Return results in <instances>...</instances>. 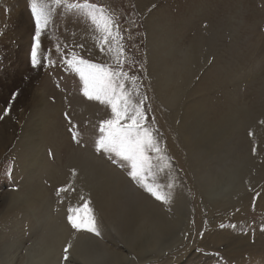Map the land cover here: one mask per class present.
<instances>
[{"label": "rangeland", "instance_id": "374dc122", "mask_svg": "<svg viewBox=\"0 0 264 264\" xmlns=\"http://www.w3.org/2000/svg\"><path fill=\"white\" fill-rule=\"evenodd\" d=\"M13 1L0 0V264L8 255L12 264H20L27 249L44 233L46 227L36 221L46 210L45 203L50 204L53 222L122 251L127 263L264 264V143L256 172L250 171L253 176L239 192L208 200L181 133L184 119L188 123L193 115L213 122L239 102L247 106L249 121L264 105V0H90L116 17L126 38V51L137 62L130 68L129 60L124 70L140 77L137 87L147 96L148 123L158 129L164 151L149 150V155L155 182L169 196L167 203L128 175L130 161L95 150L99 126L111 117V109L88 100L80 76L63 63L75 51L93 63L115 67L111 57L99 50L98 33L89 18L81 10H68L47 0L53 18L40 38L41 64L33 67L35 21L29 0ZM158 34L177 37V59L194 46L179 73L181 78L176 76L177 82L165 88L153 46L161 40ZM128 86L131 90L132 85ZM42 95L45 108L39 111L35 97ZM73 125L82 134L77 139L73 138ZM245 139L243 130L239 150L233 152L235 160H240L243 149L248 152ZM34 149L38 150V163L30 157ZM79 162L90 166L81 169ZM104 170L124 174L133 189L153 201L165 216L182 213L185 223L173 247L142 263L136 253L128 251L106 212L109 197L87 188L86 182L93 177L98 180V173ZM36 190H45L43 201L36 208L26 207ZM11 198L19 201L10 202ZM85 202L93 210L99 235L74 229L68 221L69 208L82 207ZM64 257L65 248L59 264H81L69 251L68 259Z\"/></svg>", "mask_w": 264, "mask_h": 264}, {"label": "bare ground", "instance_id": "6f19581e", "mask_svg": "<svg viewBox=\"0 0 264 264\" xmlns=\"http://www.w3.org/2000/svg\"><path fill=\"white\" fill-rule=\"evenodd\" d=\"M163 36L160 35L161 40L155 41L153 46L159 58L157 60L159 70L162 68L161 78L165 81L161 84L165 88L169 84L173 85L181 78L179 73L183 72V68L187 65L188 57L194 53V46H190L187 48L189 49L188 51L180 53L182 58L177 59L180 56L177 55L178 45L175 39L177 37L168 34ZM154 54L156 53L154 52ZM167 58H170V60ZM168 61L172 64L171 66H169ZM164 62H167V64H163ZM196 62L198 60L195 59ZM188 65L190 66V63ZM194 65H192L193 67L191 66L190 72L195 67ZM190 72L186 74L187 78ZM176 76L177 80H175ZM175 93H177V89ZM35 99V107L39 108V111L43 107L45 108L43 95L40 98L35 97ZM59 106L60 104L55 105L57 111L59 110ZM245 107L239 105V102H237L236 106L234 105L225 110L216 121L212 122L208 117L203 119L193 115L192 118H188V123L187 118L182 123L181 133L183 134L186 146L192 152L191 158L194 162L193 165H195L196 178L202 187L203 194L208 197V200L212 199L211 197L222 194H224V196L222 195L224 198L229 196V194L231 195L233 190L235 193H238L244 181L248 177H251V175L253 176L250 171L255 169L256 172L258 166L257 158L259 157V153H262L260 147L264 143V138L262 137L264 136V123H262L264 122V105L261 108L259 107L257 112L255 111L256 115L249 121L246 120L245 114L247 111L244 110ZM243 130H245V138L248 141L247 145H250V147H248V152L246 153H244L243 149L240 160H235L233 152L236 149L239 150ZM250 133L253 135L252 138L248 137ZM32 151V156L30 157L33 162L38 163V150L34 149ZM88 165L86 162H79L81 169H85ZM113 171L104 170V173H98V180L97 177H93L86 184L87 188L92 189L94 193L96 191L102 196L109 197V211L106 212L122 236L128 251L136 253L142 263L148 258L158 256L166 248L173 247L185 223L182 213L178 211L174 217L165 216L153 201L148 200L139 191H135V188L133 189V186L124 174L118 173L117 170V172ZM44 191L36 190L33 192V196L30 198V201H27L26 207L36 208L38 201L41 203L43 197L46 195H44ZM102 198L105 200V197ZM92 199L94 198L92 197ZM14 200L16 202L19 201V199L11 198L10 202ZM104 205L106 206V203ZM44 207H46V210H44L41 218L38 217L36 221V225L40 226L41 223L44 224L46 227L44 233L27 249L26 255L20 264H59L64 248H68L71 255L81 264H136L135 262L127 263L122 251L107 247L99 239L95 237L85 238L80 233L75 234V232L69 231L64 226V223L58 225L56 222H53L51 217H49L50 204L45 203ZM69 244L71 245L70 248L68 247ZM149 254H152V256H147ZM8 257L6 262L4 261V264H12L11 258ZM18 259H15V262Z\"/></svg>", "mask_w": 264, "mask_h": 264}, {"label": "snow or ice", "instance_id": "6c2138e0", "mask_svg": "<svg viewBox=\"0 0 264 264\" xmlns=\"http://www.w3.org/2000/svg\"><path fill=\"white\" fill-rule=\"evenodd\" d=\"M52 4L68 10H81L98 33L99 50L109 55L115 65L112 67L93 63L79 56L75 51L67 54L63 60L69 70L80 76L83 81V94L87 99L98 101L111 109V117L103 120L99 126V136L94 141L95 150L109 154L110 158L114 154L115 157L130 161L128 175L157 200L167 203L169 196L163 190L164 186L155 182L152 159L149 155V150L157 154L164 150L160 147L158 129L148 123L149 117L145 111L147 96L141 94L137 87L140 77L130 75L124 70L129 60H132L130 68L135 67L137 62L126 51V38L116 17L104 6L91 3L90 0L83 2L52 0ZM29 5L35 21L31 62L33 67H36L41 64L38 57L40 38L53 18V11L47 0H29ZM79 47L83 48V45ZM57 50H60L59 45ZM48 62L56 63L54 60ZM140 68L143 70L142 64ZM129 83L132 85L131 90ZM65 115L67 116V113ZM154 119L155 117H152V120ZM72 134L74 139L82 135L75 125L72 127ZM60 191L65 189L62 188ZM68 221L74 229L100 234L93 210L87 202L82 207H70ZM68 247L70 248L71 245L69 244ZM64 258L68 259V248H65Z\"/></svg>", "mask_w": 264, "mask_h": 264}]
</instances>
